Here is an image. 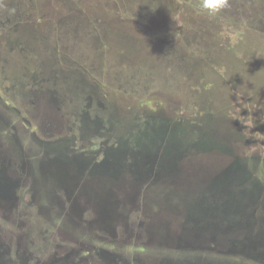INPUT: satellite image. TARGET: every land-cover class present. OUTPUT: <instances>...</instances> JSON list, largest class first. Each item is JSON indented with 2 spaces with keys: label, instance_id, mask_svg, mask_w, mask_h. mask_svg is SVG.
Here are the masks:
<instances>
[{
  "label": "rangeland",
  "instance_id": "374dc122",
  "mask_svg": "<svg viewBox=\"0 0 264 264\" xmlns=\"http://www.w3.org/2000/svg\"><path fill=\"white\" fill-rule=\"evenodd\" d=\"M133 1L135 21L117 0H72L68 27L34 17L36 31L48 24L38 44L33 0H0V29L20 21L24 49L0 50V264H264V0L216 18L198 0ZM211 109L225 110L228 151L202 127ZM14 140L36 166L62 144L112 161L68 197L54 164L32 180ZM221 217L225 232L205 230Z\"/></svg>",
  "mask_w": 264,
  "mask_h": 264
},
{
  "label": "flooded vegetation",
  "instance_id": "af4514ba",
  "mask_svg": "<svg viewBox=\"0 0 264 264\" xmlns=\"http://www.w3.org/2000/svg\"><path fill=\"white\" fill-rule=\"evenodd\" d=\"M22 1H26V0H22ZM49 3H45V2H42L39 4V2H37L36 0H33V9H34V13L33 14V20H32V37L34 38L33 39V42H37L39 44V38H42L44 37L43 34H42V31L44 30H47L48 29V24H45V25H42V27L40 26L39 29H37L36 31V23L37 22H34L35 18L36 20L40 23V19L39 18H42V17H47L49 16L48 14L50 13V18H52L51 20L53 21V23H49V27L52 26V24L55 26V24L57 23L58 25L56 26V28L60 27L61 26V23H63V25L65 27H68L69 26V23L68 21H71V20H74L75 16L73 17L72 15H70V11H72L73 9L71 8V2L72 0H47ZM117 1H120V2H123L121 6H123V10L126 12V6L130 7V5L132 6V8H134V1L132 2V0H117ZM127 4H124L125 2ZM184 0H182L183 2ZM235 0L231 1V2H234ZM114 2V1H113ZM112 2V3H113ZM178 2V0H176V3ZM237 2V4H240L241 3V0H237L235 1ZM16 3H18V1H16ZM22 3V2H21ZM110 2H108V6L109 8H114L115 11H118L119 10V4H117V2L115 4H112ZM167 3V4H166ZM13 3H11L12 5ZM18 5V4H16ZM171 6V2H165V6ZM178 5V4H177ZM179 6V5H178ZM46 7V8H45ZM20 7H18V10H19ZM63 8L64 11H63V17L60 19L59 18V11L60 9ZM179 8V7H178ZM130 9V8H129ZM113 11V10H112ZM45 12V13H44ZM134 12V11H133ZM129 12H126L124 14H122V17L123 18H127V19H130V20H134V16L132 15H128ZM30 14V15H32ZM97 15V14H96ZM127 15V16H126ZM134 15V14H133ZM98 16V15H97ZM35 17V18H34ZM99 17V16H98ZM102 19H106V21L108 22L109 21V25H102L101 24V28H106L111 26V21L107 18V16H100ZM181 17H183L181 15ZM4 23L2 25V29H0V50L3 51V52H15V53H18V52H22L24 49L21 48L20 45H18L19 42H21V38L22 36L19 35L18 31H19V26H20V21H16L14 23L13 26H9V28H7V18H4ZM68 23V24H66ZM66 24V25H65ZM42 29V30H41ZM35 30V31H34ZM27 34V33H25ZM40 34V35H39ZM35 37H34V36ZM21 36V37H20ZM46 38V37H45ZM44 38V39H45ZM117 37L113 36V38H111L112 40H115ZM44 42L43 40H41V43ZM113 42V41H112ZM107 46V45H106ZM47 47V46H45ZM111 52H114L111 50ZM160 51H158L156 54H159ZM115 53V52H114ZM145 54V53H144ZM207 125V124H206ZM206 129V128H204ZM207 130V131H206ZM205 132L207 133V135H210V137H212V135H218L220 136V140L221 143L223 144V150L224 151H228V137L226 134H228V129H226V127L223 128V131L219 132V131H214L212 130V128L210 127L209 129H206ZM226 137H225V136ZM205 137V136H204ZM86 138V137H83V139ZM218 140V139H216ZM45 150H50L51 154H56V153H61V156H60V160H55L54 157H51V159L53 160V162H47L51 167H52V164L55 165L53 171H51V173H49V175H51V179H57L58 177H62L63 180H66L65 179V174L61 171L63 170V167H66L68 168L69 170V175L66 173V176L68 175V177L70 178L71 177V171H75V175H76V179H73L71 177V179L77 181L79 179H86V178H90V177H96L98 179H102V176L104 175L103 172L106 171V167L107 165H109L108 163H110L112 161V159H110L111 157V154H107L108 157L110 158H105V161L103 160L102 163H107L105 164V166L102 167H99L100 165H97L96 164V159H95V155L96 154H93V155H88V157L86 156V154H83V153H79V152H72V150L69 148V147H65L62 145H56L52 148H47V149H41V152H38L37 155L39 156L40 160L42 159L43 157V152ZM100 150L102 151H105V149H101ZM4 152V150H3ZM81 156V157H80ZM83 157H86L83 159ZM42 161V160H41ZM46 163V164H47ZM235 163V162H234ZM234 163H232L231 165H233ZM62 164V165H60ZM226 163L225 165H223L222 167H220V170L219 168L217 169L218 171H216V173L214 174L213 176V179L222 171L226 172V177H227V173H228V170H227V167L230 166V164ZM236 164V163H235ZM68 166V167H67ZM64 171V170H63ZM60 172H62V174H60ZM65 172V171H64ZM105 177V176H103ZM111 177H113V173L111 175ZM111 177H107V178H111ZM184 180H187L186 176H183L182 177ZM188 180H192L189 178L188 176ZM213 182V180H212ZM4 184V183H2ZM77 184V183H76ZM8 186V185H7ZM3 187H6V186H3ZM7 190L9 189L8 187H6ZM6 188H2L4 190H6ZM66 192H67V189H65ZM95 197V195H94ZM220 222V225L218 224ZM140 226H142V223H139V227H137V229H133L131 226L128 227V230L126 229L127 233L130 234V232L132 230H136L138 231L140 229ZM178 226V225H176ZM175 226V227H176ZM204 226V225H203ZM179 227V226H178ZM139 228V229H138ZM184 228V227H183ZM205 230L206 231H209V232H217L218 230H222L225 232V222L224 220L221 218L215 220L213 218V220H210L206 223L205 225ZM130 231V232H129ZM147 232H154L152 226H148L147 229H146ZM155 233V232H154ZM158 237V236H156ZM154 239H155V236H154ZM157 240V239H155ZM210 242H212V244H215V243H219L220 245L222 243H224L222 240H219L217 237H215V235L211 236V239H210ZM186 244H188L186 242ZM97 248V247H96ZM100 249V248H99ZM67 251V250H66ZM71 254V253H70ZM70 254L66 256V260L70 257ZM98 255V254H96ZM110 255V254H109ZM101 256H102V253H101ZM104 259V257H101ZM95 262L97 260H94ZM108 261V262H107ZM110 259L106 258L105 260V263L107 264H110L111 262H109ZM64 263L65 264H75L73 262H68L66 263L65 260H64ZM91 264H94V263H91ZM113 264V263H111ZM115 264H126L124 259L123 261H115Z\"/></svg>",
  "mask_w": 264,
  "mask_h": 264
},
{
  "label": "trees",
  "instance_id": "16d2710c",
  "mask_svg": "<svg viewBox=\"0 0 264 264\" xmlns=\"http://www.w3.org/2000/svg\"><path fill=\"white\" fill-rule=\"evenodd\" d=\"M209 115L208 116H211L212 118H214V121H212V122H210V124H208V125H205V123H203V125H202V127H204V128H207V126H209V127H211L212 128V130H214V131H219V132H221V131H223V123L222 122H224V123H226L227 124V120H226V118H224V117H221V116H224V115H226V113H225V110L223 109V110H220V109H218V112H216L214 109H211V110H209V113H208ZM1 119V118H0ZM219 123V126L217 125ZM203 128V129H204ZM227 135V137H228V141H229V143H231V138H232V135L231 134H226ZM225 136V135H224ZM226 137V136H225ZM15 141V140H14ZM244 142V139H240V143H243ZM15 143H16V146L19 148V152H20V155H21V164L23 165V167H24V165H25V167L27 166V163H28V165H29V167H31V171H29V174L31 175V177H32V180H34V181H37V180H39V182H44V181H46V178H45V176H46V173L48 172V169H49V166H48V164H46V163H44V162H41V165H40V163L36 166V164H35V162L34 161H31V158H27V156H24V154H22L21 153V148L19 147V145H18V143L15 141ZM256 154H258L259 155V152H257ZM25 158H24V157ZM27 158V159H26ZM264 157L263 156H259L258 157V161L257 162H260V164H263L264 165V159H263ZM40 165V166H39ZM26 170V169H25ZM25 175V174H24ZM41 176H42V178H41ZM50 178V177H49ZM54 180H56V182H55V184H57V179H55L54 178ZM59 180V179H58ZM51 181H52V179H51ZM59 181H61L60 183H61V185H64L65 187H66V189H67V193H68V197H70L71 196V193H73V188H74V186H76V182L74 183V180L73 179H70L69 181L67 180H59ZM6 188V187H5ZM7 189V188H6ZM260 193H264V190L261 192L260 191ZM4 198H6L5 196H7V191H4V193H3V195H2ZM101 220H104V217H102V219ZM257 235H258V232L255 234V236H254V239H256V240H254L253 239V242L251 241L250 242V244L248 245V247L249 248H252L251 250H255V249H257L258 248V243L259 242H257ZM264 236H262V237H260V239H262ZM259 239V238H258ZM258 253H259V250H258ZM261 254V253H260ZM262 262L264 263V259H262ZM176 264H190L189 262L187 263V262H185V261H183L182 263H176Z\"/></svg>",
  "mask_w": 264,
  "mask_h": 264
},
{
  "label": "clouds",
  "instance_id": "9594fccd",
  "mask_svg": "<svg viewBox=\"0 0 264 264\" xmlns=\"http://www.w3.org/2000/svg\"><path fill=\"white\" fill-rule=\"evenodd\" d=\"M230 7L231 0H198V8L209 18L220 16ZM230 39L232 43H236L238 39L237 34H230Z\"/></svg>",
  "mask_w": 264,
  "mask_h": 264
},
{
  "label": "water",
  "instance_id": "95a60500",
  "mask_svg": "<svg viewBox=\"0 0 264 264\" xmlns=\"http://www.w3.org/2000/svg\"><path fill=\"white\" fill-rule=\"evenodd\" d=\"M2 188H5V187H1V189H2ZM6 190H7V189H6ZM6 190L2 189L3 192L6 191Z\"/></svg>",
  "mask_w": 264,
  "mask_h": 264
}]
</instances>
